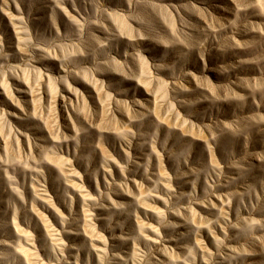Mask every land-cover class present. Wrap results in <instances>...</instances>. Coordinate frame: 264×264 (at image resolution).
<instances>
[{
    "label": "rangeland",
    "instance_id": "374dc122",
    "mask_svg": "<svg viewBox=\"0 0 264 264\" xmlns=\"http://www.w3.org/2000/svg\"><path fill=\"white\" fill-rule=\"evenodd\" d=\"M0 264H264V0H0Z\"/></svg>",
    "mask_w": 264,
    "mask_h": 264
}]
</instances>
